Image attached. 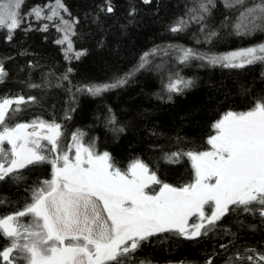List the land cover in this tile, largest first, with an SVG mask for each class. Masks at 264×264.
Returning a JSON list of instances; mask_svg holds the SVG:
<instances>
[{"label":"trees","instance_id":"obj_1","mask_svg":"<svg viewBox=\"0 0 264 264\" xmlns=\"http://www.w3.org/2000/svg\"><path fill=\"white\" fill-rule=\"evenodd\" d=\"M62 2L68 10L61 11L64 19L78 21L74 26L76 35L71 37L70 56L84 51L79 59L64 57L55 43L59 32L51 22L29 15L33 7L54 0H24L20 10L23 22L12 38L8 39L6 30L0 29V63L8 73L0 83V97H35L34 102L21 106L23 110L13 123H30L37 118L55 120L63 126L64 145L69 143L72 133L79 131L84 134L85 145L94 141L96 150L109 152L122 170L137 158L156 167L159 149H210L206 141L214 134L213 122L227 111H246L264 97V64L223 68L196 59L178 62L181 49L221 55L264 43V32L234 33L232 25L238 13L225 8L224 0H213L215 6L208 5L203 21H191L179 32L170 31L171 26L181 18L189 19L188 10H198L201 0H151L150 4L142 0H111L112 14L100 11L104 0ZM133 9L134 14L129 16ZM44 24L50 25L47 31L40 30ZM210 32L216 35L206 40ZM153 49L157 52L149 58L150 62L135 71L123 87L99 96L76 91L84 85L125 76L137 68L141 56ZM65 74L67 80L62 79ZM177 74L193 84L181 93H172L168 99L164 86ZM29 83L44 86L29 88ZM66 114L70 119H65ZM110 114L125 126L124 133L115 135L111 131L106 123ZM150 131L158 135L151 136ZM19 171L20 179L0 181V200L4 201L0 204V216L22 209L31 189L51 177L49 164ZM157 174L174 186L189 182L193 175L187 158L176 164L160 161ZM6 243L0 238V249ZM261 253L264 223L256 214L240 212L225 216L214 231L193 240L172 234L152 237L142 244L129 264H140L141 260L150 264H226L229 258L231 264H264L259 259ZM249 255L254 257L253 261L247 259ZM238 256L244 259H237Z\"/></svg>","mask_w":264,"mask_h":264},{"label":"snow or ice","instance_id":"obj_2","mask_svg":"<svg viewBox=\"0 0 264 264\" xmlns=\"http://www.w3.org/2000/svg\"><path fill=\"white\" fill-rule=\"evenodd\" d=\"M23 3L24 0H0V29L6 30L8 39L23 22L20 11ZM142 3L150 4L151 0H142ZM208 5L215 6L213 0H201L198 10L189 9V19L181 18L170 31H183L189 22L203 21ZM224 6L238 13L232 25L236 35L264 32V0H224ZM61 11L68 10L62 0H54V3L33 7L29 15L51 22L62 33L55 43L67 44L66 59H79L84 51L67 55L73 53L71 37L76 35L74 26L78 21L65 20ZM100 11L112 14L111 0H104ZM134 12L135 9L130 11L129 16ZM49 26L44 24L40 30L47 31ZM201 31H204L203 25ZM215 35L210 32L205 38L210 40ZM156 52L153 49L141 56L137 68L125 76L84 85L76 91L99 96L123 87ZM180 52L181 64L192 59L223 68L264 64V43L223 55L192 49ZM67 71L70 73L72 69ZM7 75L0 63V83ZM62 79L67 80V74ZM192 84L193 81L177 74L169 79L164 92L171 99L172 93H181ZM27 86L44 85L29 83ZM34 101L32 96L0 97V181L20 179L19 170L29 166H51V179L31 189L22 209L0 216V238L7 242L0 249L3 264H129L145 241L160 234L193 240L214 231L225 216L240 212L256 214L264 223V97L246 111L230 110L213 122L214 134L206 141L210 149H159L156 167L137 158L126 170L116 166L109 152L99 153L94 141L85 145L84 134L79 131L72 133L71 143L65 150L63 126L55 120L37 118L30 123H13L23 110L21 106ZM65 119L70 116L66 114ZM106 123L115 135L126 131L114 115L110 114ZM149 135L158 133L150 131ZM72 148H75L74 156L69 155ZM184 158L190 162L193 173L189 182L174 186L160 179L157 174L160 161L176 164ZM23 217L30 220L24 222ZM247 259L253 261L254 257L249 255ZM259 259L264 260V253ZM140 264L150 262L141 260ZM226 264H231V258Z\"/></svg>","mask_w":264,"mask_h":264},{"label":"rangeland","instance_id":"obj_3","mask_svg":"<svg viewBox=\"0 0 264 264\" xmlns=\"http://www.w3.org/2000/svg\"><path fill=\"white\" fill-rule=\"evenodd\" d=\"M61 36H62V33L59 32V36H58V38H61ZM59 46H60L61 51L64 53V57L66 58V53H65L64 49L67 48V44L59 45ZM234 51H236V50H234ZM231 52H233V51H231ZM228 53H229V52H228ZM224 54H226V53H224ZM67 55L70 56V53H68ZM221 55H223V54H221ZM43 143L47 144L46 141H43ZM70 143H71V138H70L68 144H70ZM68 144L65 145V150H67V145H68ZM49 147H50V145H49ZM74 154H75V148H72V150H71V152L69 153V155H70V156H74ZM50 179H51V177H50ZM21 220H23L24 222H27V221L30 220V217H23V218H21Z\"/></svg>","mask_w":264,"mask_h":264}]
</instances>
